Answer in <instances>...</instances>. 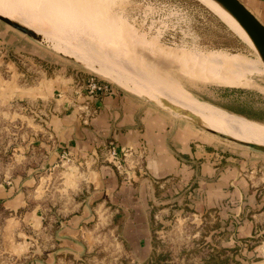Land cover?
I'll return each instance as SVG.
<instances>
[{
	"label": "rangeland",
	"instance_id": "374dc122",
	"mask_svg": "<svg viewBox=\"0 0 264 264\" xmlns=\"http://www.w3.org/2000/svg\"><path fill=\"white\" fill-rule=\"evenodd\" d=\"M199 2L0 0L1 13L40 31L49 41L40 43L0 19V264H30L43 259L48 244L55 242L48 236L51 228L63 216L58 210L65 209L68 198L80 188L81 177L73 176L63 188L51 170L52 187L41 184L35 191L23 187V204L5 202L13 193L9 189L12 179L26 174L27 159L31 161L26 150L28 136L37 119L44 117L40 100L32 99L28 87L44 74L52 75L60 69L67 71L81 93L122 91L155 104L210 136L211 148L235 154V160L241 161L237 168L255 203L247 214L261 212L260 217L257 215L261 220H255L257 234L244 241L237 240V234L234 241L227 239V228L218 220V208L214 206L157 216L151 221L147 254L128 247L118 234V222L111 220L97 230L100 235H94L90 243L93 249L69 264H264V205L257 210L264 201V150L213 133L204 125L213 129L221 125L202 122L204 117L186 111L182 104H170L146 90L157 88L159 82L161 88L157 89L165 94L176 91L198 105L205 102L207 108L228 119L226 130L220 128L223 131L238 134L234 132L238 123L264 129V69L260 55L251 40L234 31L202 0ZM72 55L99 65L100 70L72 60ZM92 82L102 89L89 92ZM165 105L181 108L187 115ZM117 150L119 167L111 159H102L124 178V154L134 152ZM219 160H224L221 155ZM233 225L230 222L228 229ZM25 245L31 251L25 252Z\"/></svg>",
	"mask_w": 264,
	"mask_h": 264
},
{
	"label": "crops",
	"instance_id": "0c3cea01",
	"mask_svg": "<svg viewBox=\"0 0 264 264\" xmlns=\"http://www.w3.org/2000/svg\"><path fill=\"white\" fill-rule=\"evenodd\" d=\"M240 1L264 24V0ZM75 86L67 71L60 69L28 87L32 99L40 100L44 117L37 119L28 136L31 161L27 159L26 174L12 179L13 193L5 202L23 204V187L34 191L41 184L52 187V171L63 188L73 176L81 177L79 190L68 198L65 209L58 210L62 219L48 235L55 242L48 244L43 259L30 264H69L81 259L93 249L90 243L100 235L97 230L111 220L118 222V234L128 247L147 254L153 218L177 210L204 211L214 206L227 228V239L257 234L255 220L261 212L247 214L255 207L254 196L248 193L235 154L211 148L210 136L146 100L116 90L81 93ZM112 143L134 152L127 158L124 178L102 159L105 147ZM220 155L224 160L218 161ZM261 205L264 201L257 210ZM230 222L234 225L228 229ZM24 251L31 249L25 245Z\"/></svg>",
	"mask_w": 264,
	"mask_h": 264
},
{
	"label": "bare ground",
	"instance_id": "6f19581e",
	"mask_svg": "<svg viewBox=\"0 0 264 264\" xmlns=\"http://www.w3.org/2000/svg\"><path fill=\"white\" fill-rule=\"evenodd\" d=\"M205 4H207L214 12H216L218 14V16H220V18L227 23L234 31H236L237 33H239L243 38L245 39H249V37L247 36L246 32L243 30V28L238 24V22L235 20V18L229 13L227 12L219 3H217L215 0H202ZM79 3V2H78ZM55 4V3H54ZM54 4L52 6H54ZM57 5V4H56ZM82 3H79V6L82 7ZM1 8V5H0ZM2 9L3 6H2ZM4 13V12H3ZM0 12V14H3ZM4 15V14H3ZM50 27V26H49ZM41 28V27H40ZM42 29V28H41ZM37 31V30H36ZM40 32V31H37ZM60 44V43H58ZM253 45V44H252ZM58 46V45H57ZM56 46V47H57ZM58 48V47H57ZM60 48V47H59ZM62 48V47H61ZM60 48V49H61ZM66 49V48H65ZM64 50V49H63ZM75 55V54H74ZM260 64L264 69V62L263 60H260ZM121 77V76H120ZM125 78V76H123ZM122 77V78H123ZM127 78V76H126ZM159 79V78H158ZM161 80V79H160ZM131 81V80H130ZM128 82V81H127ZM158 82V81H157ZM132 83V82H131ZM165 83V82H164ZM122 84V83H121ZM130 86H133L131 84H128ZM138 85V84H137ZM153 86V85H152ZM145 87V86H144ZM155 87V86H154ZM157 88H161V86L159 85V82L157 83ZM155 88H144V90L146 89L147 91H149L152 95L156 96L157 98L166 100L170 103V101H173L175 103L178 102L180 103V105L182 104V107H184L183 109H185L188 112H192L195 113L199 116L204 117L205 119H200L202 122H207L208 124H219L221 125L220 128L222 127L223 129L226 130V126L225 123L228 122V119L225 118L224 116H220L218 113H216L215 111L209 109L206 107V103L205 102H199L201 105L196 104L193 100L189 99L186 95L176 92L174 91V93L169 94H165L163 93L160 89ZM157 90V91H156ZM157 92V94H156ZM155 97V99H156ZM158 100V99H157ZM198 101V100H196ZM174 103H170V104H174ZM177 103V104H178ZM201 106V107H200ZM193 115V114H192ZM195 116V115H194ZM197 117V116H196ZM230 117V116H229ZM242 118V117H241ZM234 121V120H233ZM211 122V123H210ZM240 125L235 126V131L238 134H233L227 131H223V129H220L219 127H214L215 130H218L220 132H223L225 134H228L234 138H237L239 140H244V141H248V142H252L250 140H253L255 143V141H262L264 142V129L263 128H257V127H252V126H247L244 125L243 123H238ZM250 124V123H249ZM213 125V124H212ZM218 126V125H217ZM211 128V127H210ZM213 129V128H212ZM249 140H248V139ZM259 144V143H257ZM261 144V142H260ZM264 145V144H263Z\"/></svg>",
	"mask_w": 264,
	"mask_h": 264
},
{
	"label": "water",
	"instance_id": "95a60500",
	"mask_svg": "<svg viewBox=\"0 0 264 264\" xmlns=\"http://www.w3.org/2000/svg\"><path fill=\"white\" fill-rule=\"evenodd\" d=\"M215 1L219 3L227 12H229L235 18L238 24L246 32L247 36L253 43V46L255 47L256 51L258 52V54L260 55L261 59L264 62V24L240 0H215ZM0 19L6 22L8 25L12 26L13 28L23 32L24 34L32 37L33 39H35L36 41L40 43L47 44L49 42L43 34H41L40 32H37L35 29L26 25L23 22L17 21L15 19H12L2 14H0ZM69 57L72 60H75L79 63H84L86 65L89 64L90 66L95 67L96 69L100 70V67H98L99 65L97 66V64L94 65V64L88 63V61L86 63L84 61L85 59L78 58V57L75 58L73 57V55ZM165 106L173 109L174 111L182 115H187V112L183 111L181 108H178L173 105H165ZM189 115L191 117H194L190 113ZM204 127L212 131L213 133L218 134L224 138L233 140L235 142H239L240 144H243V145H246L252 148L264 150L263 144H257L253 142L239 140L228 134L212 129L206 125H204Z\"/></svg>",
	"mask_w": 264,
	"mask_h": 264
},
{
	"label": "built area",
	"instance_id": "2783aa9c",
	"mask_svg": "<svg viewBox=\"0 0 264 264\" xmlns=\"http://www.w3.org/2000/svg\"><path fill=\"white\" fill-rule=\"evenodd\" d=\"M90 84V87L89 88V92H94V91H98V90H101L102 89V86H100L99 84L95 83V82H92V83H89ZM118 150L116 148L115 145L113 144H110L106 149H105V152H104V157L105 158H108V159H111L113 162H115L116 166L119 167L120 166V159H119V155H118ZM126 159L131 156V152L130 153H125L124 154ZM65 158H67L66 156H63Z\"/></svg>",
	"mask_w": 264,
	"mask_h": 264
},
{
	"label": "trees",
	"instance_id": "16d2710c",
	"mask_svg": "<svg viewBox=\"0 0 264 264\" xmlns=\"http://www.w3.org/2000/svg\"><path fill=\"white\" fill-rule=\"evenodd\" d=\"M222 250H224V249H222Z\"/></svg>",
	"mask_w": 264,
	"mask_h": 264
}]
</instances>
